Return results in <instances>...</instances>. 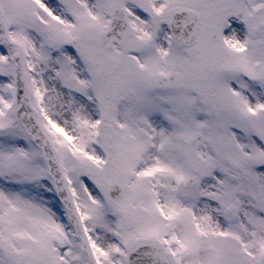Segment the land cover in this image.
<instances>
[{"label":"snow or ice","instance_id":"snow-or-ice-1","mask_svg":"<svg viewBox=\"0 0 264 264\" xmlns=\"http://www.w3.org/2000/svg\"><path fill=\"white\" fill-rule=\"evenodd\" d=\"M0 264H264V0H0Z\"/></svg>","mask_w":264,"mask_h":264}]
</instances>
